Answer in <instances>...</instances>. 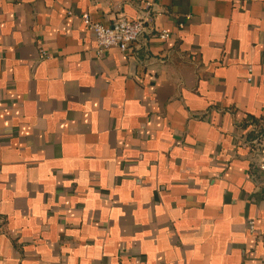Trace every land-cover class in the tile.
Masks as SVG:
<instances>
[{
	"label": "crops",
	"instance_id": "crops-1",
	"mask_svg": "<svg viewBox=\"0 0 264 264\" xmlns=\"http://www.w3.org/2000/svg\"><path fill=\"white\" fill-rule=\"evenodd\" d=\"M263 161L264 0H0V264H264Z\"/></svg>",
	"mask_w": 264,
	"mask_h": 264
},
{
	"label": "built area",
	"instance_id": "built-area-1",
	"mask_svg": "<svg viewBox=\"0 0 264 264\" xmlns=\"http://www.w3.org/2000/svg\"><path fill=\"white\" fill-rule=\"evenodd\" d=\"M83 22L89 31L92 32L98 43L99 55H103L111 49H118L121 52L126 53L130 47L139 42L141 37L147 31L146 23L141 20L131 21L121 19L111 27H107L102 23L93 21L89 15H85L83 17ZM160 37L162 39H167L169 38V34L163 32ZM252 72L253 68L250 67L249 73ZM248 80L251 82L252 78L250 77ZM260 175L264 180V161L260 166ZM254 229V223H250L249 230L253 232Z\"/></svg>",
	"mask_w": 264,
	"mask_h": 264
}]
</instances>
